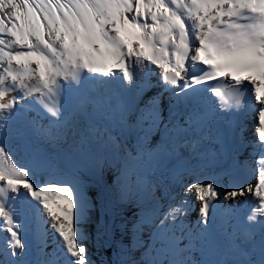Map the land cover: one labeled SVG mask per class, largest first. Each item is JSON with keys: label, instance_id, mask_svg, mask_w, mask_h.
<instances>
[{"label": "snow or ice", "instance_id": "obj_1", "mask_svg": "<svg viewBox=\"0 0 264 264\" xmlns=\"http://www.w3.org/2000/svg\"><path fill=\"white\" fill-rule=\"evenodd\" d=\"M154 69L175 102L164 123L163 92L157 93L139 109V122L162 131L172 151L176 146L195 151L203 140L215 139L222 145L219 155L227 156L216 111L200 106L201 86L232 114L252 107L249 96L258 106L256 182L233 183L230 190L222 183L194 182L186 193L200 203L202 234L210 233L218 216L221 227L229 229L228 254L234 258L217 264H264V0H0V252L8 257L0 264H94L83 243L87 202L82 191L67 181L38 180L32 168L18 165L4 143L21 102L31 98L29 104L48 117L46 126L34 122L43 139L62 144L69 153L102 157L115 144L100 122L107 119L116 92L101 91V86L113 84L122 93L141 72ZM69 88L75 89L76 101L65 107L61 97ZM181 104L187 108L183 123L172 118ZM127 111L121 107V118ZM85 118L87 129L70 136ZM225 123L231 129L232 122ZM139 164V154L125 159L122 196L139 187ZM245 196L255 202L243 222L231 223V210L241 203L237 198ZM221 198L232 202L224 212L213 203ZM187 205L182 199L159 220L143 264H188L175 258L188 250L180 247L186 226L178 220ZM26 214L39 241L36 258L24 239ZM49 223L51 252L45 238Z\"/></svg>", "mask_w": 264, "mask_h": 264}, {"label": "bare ground", "instance_id": "obj_2", "mask_svg": "<svg viewBox=\"0 0 264 264\" xmlns=\"http://www.w3.org/2000/svg\"><path fill=\"white\" fill-rule=\"evenodd\" d=\"M136 80L146 82L150 86V92H153L152 96L163 92L161 97L163 98L167 93L155 69L151 73L141 72ZM72 89L69 88L66 92ZM205 96L214 98L210 93ZM149 98L147 96L140 101L136 112L129 117L125 116L123 119L127 118L119 127L113 124L116 110L110 111L107 119L101 121L103 128L115 140L114 146H110L102 157L69 153L62 144L43 139L36 131L34 122L46 126L48 117L36 111V108L30 110L31 127L15 133L6 143L7 149L18 165L32 168L38 180L53 182L63 180L78 186L87 202L82 230L85 237L91 240L94 250L97 249L98 252L95 253L102 256L105 264H122V262L137 264L140 254L144 253L152 243L151 234L155 231L159 220L163 219L170 206L178 205L182 199H187L188 205L186 213L178 218V220L183 219L186 226L183 228L180 247L187 246L188 250L183 255L175 254V258L184 260L194 249L197 257H191V264H217L218 261L233 259L234 257L228 254L227 225L221 227L222 218L218 216L210 233L202 234L203 226L198 224L201 219L200 203L194 196L188 195L183 187L194 182H216L222 183L226 190H230L229 185L233 183L241 185L255 183L257 167L251 159L256 157V152L253 150L256 138L252 139V145L246 152L248 162L237 159L235 167H233V157H230V161H221L213 139L203 140L196 146L195 151L190 146H176L175 151H172L162 141V131L150 130L148 121L139 122V109L144 107ZM30 99L22 101L21 104L30 105ZM255 107L258 106L254 102ZM175 112L176 115L172 117L174 120H177L178 116L182 119L186 118L187 111L183 104L177 106ZM162 116L163 122L167 123L169 111ZM253 118V112H250L245 122L246 132L251 129ZM89 122L88 118L79 121L69 135L74 136L77 131L86 130ZM138 154L140 185L122 196L123 163L129 155ZM237 199L241 203L239 207L231 210V223L243 222L252 206L249 207V204L255 202L251 196ZM134 203L138 206L135 207ZM213 203L219 206L220 212H224L232 202L223 201L221 198ZM24 226V239L31 243L32 257L36 258L39 241L35 237L34 225L29 214L25 215ZM46 228L48 231L45 238L49 245L46 251L51 252L53 237L50 223ZM103 232H105L103 242L100 240L97 244L93 235L97 233L98 238H101ZM176 234L178 236L182 234L179 226L176 228ZM191 237L193 238L189 239ZM256 240H259V234ZM186 242L189 243L185 244ZM3 244L4 234L0 233V249L3 248ZM107 249L112 252L110 256L106 254ZM152 255L155 257V253ZM171 258L172 255L167 257V259ZM0 259L7 260L8 257L0 252ZM159 259L166 258L161 256Z\"/></svg>", "mask_w": 264, "mask_h": 264}, {"label": "rangeland", "instance_id": "obj_3", "mask_svg": "<svg viewBox=\"0 0 264 264\" xmlns=\"http://www.w3.org/2000/svg\"><path fill=\"white\" fill-rule=\"evenodd\" d=\"M251 123H252V126H251V127H253V125H255V123H254L253 121H251ZM246 136H247V137H246ZM246 136H245V140H247L248 143L250 144L249 146H251V140H252L253 134H251L250 130H248V131L246 132ZM249 141H250V142H249ZM249 146H248L247 149L245 150V153L248 151ZM244 156H245L244 154H241V157H244ZM183 188L186 190V187H183ZM124 204H125V203H124ZM134 204H135V207L138 206L136 203H134ZM102 227H103V225H102ZM187 233H188V232H187ZM190 234L193 235L192 232H190ZM104 235H105V232L102 233L101 238H98L99 235H98L97 233H94L93 238H95V239H94L95 242L97 241V244H99L100 240H101V242H103V239H104L103 236H104ZM180 235H181V234H180ZM192 238H193V237H191V238H189V239H192ZM186 240H187V238H186ZM83 243H85V244L87 245L88 250H89V256H90V259L94 262V264H105L104 260L101 258L102 256H100V254L95 253V252H98V251H97V249H96V251L94 250V247L92 246V242H91V240H89V238H88V239L86 238V239L83 241ZM188 243H189V242H186L185 244H188ZM125 249L127 250V247H125ZM98 250H100V249H98ZM122 252L124 253L125 250L123 249ZM184 253H185V252H180L179 254L183 255ZM106 254H107L108 256H110V255L112 254L111 250H110V249H107V250H106ZM142 254H143V253L140 254V256H139V260H138L137 264H143ZM98 256H100V257H98ZM191 257H197V256H196V251H195L194 249H192V251L189 252V253L186 255V258H185L184 260L187 261L188 264H191ZM178 259L181 260V258H179V257H178ZM195 259H196V258H195Z\"/></svg>", "mask_w": 264, "mask_h": 264}]
</instances>
